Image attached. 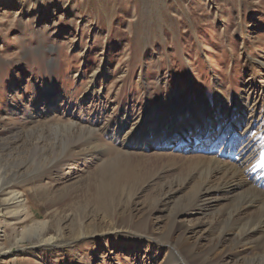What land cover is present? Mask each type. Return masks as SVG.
Here are the masks:
<instances>
[{
	"label": "rangeland",
	"instance_id": "374dc122",
	"mask_svg": "<svg viewBox=\"0 0 264 264\" xmlns=\"http://www.w3.org/2000/svg\"><path fill=\"white\" fill-rule=\"evenodd\" d=\"M234 132L264 176V0H0V264H253L256 236L167 237L220 219L181 172Z\"/></svg>",
	"mask_w": 264,
	"mask_h": 264
},
{
	"label": "bare ground",
	"instance_id": "6f19581e",
	"mask_svg": "<svg viewBox=\"0 0 264 264\" xmlns=\"http://www.w3.org/2000/svg\"><path fill=\"white\" fill-rule=\"evenodd\" d=\"M195 126L196 132L194 135H191L192 133L190 134V132ZM195 126H187L186 128L178 129L180 130L178 131V136H180V141L184 144L183 147L191 151L196 148V150H201L199 149V145L201 143H199V141H202L203 147L204 144L207 145V143H209L207 139L212 138V135L209 134V132H212L211 130L209 131L207 126L204 128L197 125ZM125 128L126 127L124 126L122 128L120 127L118 132L122 133L125 131ZM127 132L132 133V135L138 134L137 129H135V127L133 128V126L129 127ZM233 136L234 137H232V139L226 144L224 143L227 148L224 149L222 153H218L214 157L201 155L195 156L191 159H186V161L184 160V168L181 172L185 175L186 173L190 174V177L187 178L188 181H190L193 176L197 174H199V177L201 175L200 183H197V185L194 184L196 188L193 189V192L185 195L183 200H181L183 204L184 201L185 204L187 202H195L200 206L201 210H209L214 207H218V205L222 202L221 207H219L220 211L218 212L220 219L216 221V218L214 217L215 220L213 218V220L204 229L203 227H199L197 230H192L191 228L194 226H185L181 220H177V218L182 217L181 215L183 214L176 213L177 211L173 212L174 214L172 218H169L170 226L167 228V237L170 242L176 243L189 252V247L196 244V237L199 235L195 236V234L198 232L204 233L207 231L208 234L216 233V235L221 239H230L224 238L226 232L229 231V235H231L232 239L235 238L233 240H236V243H240L242 240L245 241L247 238H253V236H256L254 240L257 242L260 240L261 242L259 241L258 243H254L255 246L253 245L250 247L253 248L252 250L256 249L257 252L253 258L251 257V261L253 264H264V176L260 178L256 176L251 177L253 175L251 167L257 161V155H254V152L257 151L253 148L254 143L245 140V135L236 134V132H234ZM115 138L117 137H114V139ZM215 138L217 141L222 140V137L220 136H216ZM214 140H212V142ZM240 141H244V144H238ZM212 142L207 146L205 145V153H210L206 151L213 149L214 146L212 147ZM261 152L262 153L260 155L264 156V150ZM122 154V152H117L115 156L121 157ZM260 187L263 188V190H261ZM183 188L184 187L180 182L176 187H171L164 196L166 199L172 200L171 198L179 191H183ZM223 204H226V206ZM255 208H258L255 213L253 212L252 214H249V212H246ZM213 222H215L214 225L212 224ZM200 225L204 226L206 224L203 223ZM181 230L186 234H183L180 237L181 239L179 240L178 238L177 240L178 233ZM192 234L194 235L192 236ZM197 261H199V259Z\"/></svg>",
	"mask_w": 264,
	"mask_h": 264
}]
</instances>
